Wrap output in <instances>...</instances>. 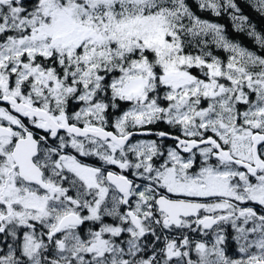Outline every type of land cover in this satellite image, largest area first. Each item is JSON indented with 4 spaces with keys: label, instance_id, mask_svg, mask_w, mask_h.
Segmentation results:
<instances>
[{
    "label": "snow or ice",
    "instance_id": "6c2138e0",
    "mask_svg": "<svg viewBox=\"0 0 264 264\" xmlns=\"http://www.w3.org/2000/svg\"><path fill=\"white\" fill-rule=\"evenodd\" d=\"M0 264H264V0H0Z\"/></svg>",
    "mask_w": 264,
    "mask_h": 264
}]
</instances>
